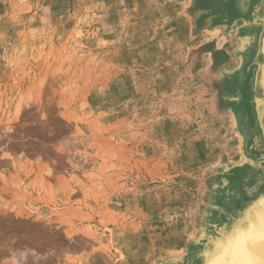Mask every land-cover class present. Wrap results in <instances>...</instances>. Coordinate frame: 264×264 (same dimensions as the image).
Masks as SVG:
<instances>
[{"label":"rangeland","instance_id":"rangeland-1","mask_svg":"<svg viewBox=\"0 0 264 264\" xmlns=\"http://www.w3.org/2000/svg\"><path fill=\"white\" fill-rule=\"evenodd\" d=\"M259 1L0 0V264L203 260L264 183Z\"/></svg>","mask_w":264,"mask_h":264},{"label":"bare ground","instance_id":"bare-ground-1","mask_svg":"<svg viewBox=\"0 0 264 264\" xmlns=\"http://www.w3.org/2000/svg\"><path fill=\"white\" fill-rule=\"evenodd\" d=\"M259 41L260 42H258L256 51L258 57H254L255 54L254 56H252V64H254L253 62L256 59V66L254 71L256 72V75L253 76L252 80V105L254 112V121L257 130H261L258 133L260 141L259 146H249L251 150L255 151L254 155L264 154V30ZM257 93L259 96L257 95ZM245 141L246 139L243 135L244 148ZM244 152L246 155H248L246 149ZM245 154L244 158H247ZM242 162L243 163L238 166L239 168L245 165L244 160ZM250 165L254 168H258L256 162L255 164L252 162V164ZM263 185L264 183L261 185H257L256 188L244 198L246 199V203L244 204L243 211L241 212L242 214H244H241L243 216L242 228L244 230L242 229L243 231L238 232V236L244 240H236L235 235L237 233H235V235H233L231 237L232 239L230 240L232 243L230 241L228 243V249L222 250L220 255L215 257L209 264H264V202L259 203V205L257 204V206H255V204L258 202V199L261 198V192L263 191L264 187ZM260 186H262V189L258 188ZM254 215L261 218L257 219ZM256 225L259 226L258 232L255 237H252V231L254 230ZM205 249L206 247L203 250ZM203 250L200 254H203ZM202 259V261H198L196 264H202L204 261V257Z\"/></svg>","mask_w":264,"mask_h":264},{"label":"water","instance_id":"water-1","mask_svg":"<svg viewBox=\"0 0 264 264\" xmlns=\"http://www.w3.org/2000/svg\"><path fill=\"white\" fill-rule=\"evenodd\" d=\"M248 135V133L246 134ZM252 162L256 164L258 163L256 160L252 159ZM244 215V214H242ZM238 219H236V222H234L231 226L227 227L226 225L220 227L217 231V234L215 237H212L210 240V243L206 246V249L203 250V257L204 261L202 264H209L215 257L220 255L222 250L228 249V243L231 240V237L239 231H243V216ZM242 218V221H241ZM236 223V224H235ZM223 228V231H222ZM243 229V230H242ZM221 249V250H219Z\"/></svg>","mask_w":264,"mask_h":264},{"label":"flooded vegetation","instance_id":"flooded-vegetation-1","mask_svg":"<svg viewBox=\"0 0 264 264\" xmlns=\"http://www.w3.org/2000/svg\"><path fill=\"white\" fill-rule=\"evenodd\" d=\"M255 11L258 15H260L259 17V21L254 25L255 26V31H258L261 29V27L263 26L264 22H263V13H264V0H260L259 3L256 5L255 7ZM263 23V24H262ZM255 31L252 33L251 39L248 43V46H253L256 44V34ZM246 124V122H245Z\"/></svg>","mask_w":264,"mask_h":264},{"label":"crops","instance_id":"crops-1","mask_svg":"<svg viewBox=\"0 0 264 264\" xmlns=\"http://www.w3.org/2000/svg\"><path fill=\"white\" fill-rule=\"evenodd\" d=\"M251 4H252V1L250 2V5H251ZM250 5H249V6H250ZM248 8H249V7H248Z\"/></svg>","mask_w":264,"mask_h":264}]
</instances>
